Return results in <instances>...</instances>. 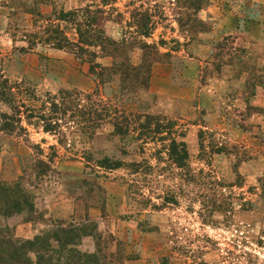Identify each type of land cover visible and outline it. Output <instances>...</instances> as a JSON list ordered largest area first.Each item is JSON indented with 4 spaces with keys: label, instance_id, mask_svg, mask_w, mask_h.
<instances>
[{
    "label": "rangeland",
    "instance_id": "rangeland-1",
    "mask_svg": "<svg viewBox=\"0 0 264 264\" xmlns=\"http://www.w3.org/2000/svg\"><path fill=\"white\" fill-rule=\"evenodd\" d=\"M6 82L72 109L0 131L41 264H264V0H0Z\"/></svg>",
    "mask_w": 264,
    "mask_h": 264
},
{
    "label": "trees",
    "instance_id": "trees-1",
    "mask_svg": "<svg viewBox=\"0 0 264 264\" xmlns=\"http://www.w3.org/2000/svg\"><path fill=\"white\" fill-rule=\"evenodd\" d=\"M1 87L0 98L2 99L0 100H3L4 94H8L9 97L6 96L5 103H7L12 111L7 112L0 110V131L6 133L26 132L27 128L22 125L24 119H26L29 124H33V120L41 122L46 132L55 131L59 128L60 124L59 121L61 118L58 116L72 110L68 103L64 102V100L59 101L55 99V97L53 99H47L48 103H43L39 108L25 105L24 103L17 104L13 98L12 87H10L7 82L2 84ZM6 192L19 193L22 200H14L8 203L7 199H2V195ZM27 205L29 206L28 196L23 190L19 191L17 184L13 187H9L0 183V206H3L4 214L10 215L23 212ZM1 231L3 230L0 229V264H41L43 263L42 259L44 258V253L52 247V244L48 242V238L45 234L41 237L37 236L34 239H20L14 237L11 233L9 234L6 231ZM64 232L68 231L64 230ZM70 240L71 237L66 239L64 244L67 246ZM72 251L75 252V250ZM33 252L36 253V261H33L31 256Z\"/></svg>",
    "mask_w": 264,
    "mask_h": 264
}]
</instances>
